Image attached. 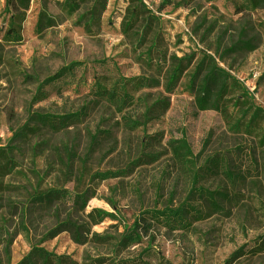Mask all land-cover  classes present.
<instances>
[{
    "label": "rangeland",
    "instance_id": "374dc122",
    "mask_svg": "<svg viewBox=\"0 0 264 264\" xmlns=\"http://www.w3.org/2000/svg\"><path fill=\"white\" fill-rule=\"evenodd\" d=\"M62 1L30 0L24 20L12 26L0 0V264H27L35 248L65 256V264H264V112L248 129L234 127L239 92L229 91L219 109L202 108L191 82L200 61L215 64L264 110V8L240 11L239 0H143L158 18L143 36L138 25L124 27L129 0H97L92 23L89 5L68 15ZM44 8L54 21L38 31ZM239 37L254 48L228 51ZM73 61L81 64L74 74L44 86L33 102L38 85ZM175 65L181 73L170 83ZM138 76L155 83L132 93V104L121 111L96 100V78L109 87ZM85 105L88 116L60 132L25 125L28 111L59 116ZM126 119L137 123L126 125ZM92 134L97 145L90 151ZM227 150L243 169L255 161L258 176L232 187L224 175L200 170L207 157ZM107 170L124 172L92 177ZM192 186L236 193L230 215L214 214L188 232H169L140 217L152 207H176ZM51 188L83 193L86 204L79 210L32 202V195ZM93 209L110 216L92 219ZM68 214L81 226L83 244L67 231L48 236ZM129 231L140 240L117 246ZM240 247L245 255L231 258Z\"/></svg>",
    "mask_w": 264,
    "mask_h": 264
},
{
    "label": "trees",
    "instance_id": "16d2710c",
    "mask_svg": "<svg viewBox=\"0 0 264 264\" xmlns=\"http://www.w3.org/2000/svg\"><path fill=\"white\" fill-rule=\"evenodd\" d=\"M129 1L132 4V8L127 10V19L124 20V27L126 30H130L138 25V34L145 36L151 29L152 21L158 20V18L148 10L143 0ZM29 2L30 0H4V11L9 15L12 26L16 23L20 24L24 20V11L28 9ZM98 3L97 0H63L61 6L65 13L72 15L81 9L82 6L89 5L86 13L89 14L88 22L92 23L96 15ZM237 8L240 11H257L259 8H264V0H239ZM53 21V17L46 12L45 8L42 9L37 17L36 30L41 31L51 26ZM260 27L264 30V22L260 23ZM253 48L254 44L251 40H243V38L239 37L230 45L228 51L252 50ZM204 57L210 59V56L206 54H204ZM80 65L79 62L73 61L61 67L55 74L45 78L38 85L36 93L33 96V102L39 101L41 99L40 96L44 95L42 91L44 86L51 85L59 79L72 76ZM195 71L191 82L192 86L196 87V102L200 107L219 109L223 105V97L229 91L235 89L239 92L237 94L238 96L234 98V102L238 106L240 117L234 122V127L248 129L254 124L259 115L264 112L262 108L251 102L248 90L238 80L224 70L216 68L215 64L200 61L196 65ZM202 72L203 74L201 75ZM180 73L181 68L175 65L169 76V82H175ZM93 82V93L96 100L109 103L117 111H121L125 104H132L134 98L132 93L138 91L141 87L152 86L155 83L154 80L145 76L128 79L121 78L109 87L107 84L102 83L99 78H96ZM222 107L225 109L227 106L224 105ZM88 108L89 106L85 105L76 112L59 116L37 111H28V118L25 125L27 126L29 123H33L46 127L52 132H60L74 123L83 121L88 116ZM149 110L150 108H147L146 113ZM124 123L126 125H136L137 120L126 119ZM16 135L17 133L13 137ZM96 141L97 135L92 134L90 136V151L97 145ZM182 148L189 153L187 144L183 143ZM236 152L244 153L241 149H237ZM236 152L229 150L216 152L205 159L200 166V170L211 175L219 173L224 175L232 187H236L238 183H244L250 177L258 176V164L250 160L249 165L243 169L238 161L240 157ZM123 172V170L98 171L92 177L99 180H106L115 178ZM236 196V193L230 194L219 190H208L201 186H192L184 200L176 207H152L141 212L140 217L148 218L155 226L164 228L169 232H188L195 222L205 220L214 214L229 216L230 210L228 206L236 199ZM32 198V202L40 207L48 208L58 203L59 205H72L79 210L83 209L87 201L83 193L80 194L58 188L47 189L39 194L32 195ZM88 214L92 219L93 215H95L99 221H102L105 216H110L109 213L100 209H93ZM81 229V226L73 221L68 214L64 219L58 221L47 234L49 237H53L62 231H67L70 233L74 242L83 244L87 238L82 234ZM139 240V234L129 231L121 237L117 246H127ZM259 247L261 251H264V237ZM244 255L243 247H240L232 253L231 258H239ZM26 259L27 264H65L68 258L49 253L44 249L35 248L26 256Z\"/></svg>",
    "mask_w": 264,
    "mask_h": 264
}]
</instances>
